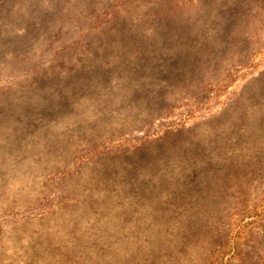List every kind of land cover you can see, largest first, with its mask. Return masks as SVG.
<instances>
[{
	"label": "rangeland",
	"instance_id": "1",
	"mask_svg": "<svg viewBox=\"0 0 264 264\" xmlns=\"http://www.w3.org/2000/svg\"><path fill=\"white\" fill-rule=\"evenodd\" d=\"M0 264H264V0H0Z\"/></svg>",
	"mask_w": 264,
	"mask_h": 264
}]
</instances>
